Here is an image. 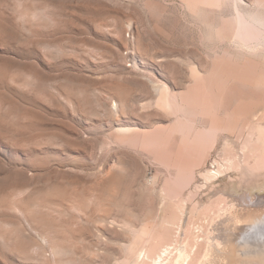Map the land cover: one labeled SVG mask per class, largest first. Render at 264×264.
<instances>
[{
  "label": "rangeland",
  "instance_id": "1",
  "mask_svg": "<svg viewBox=\"0 0 264 264\" xmlns=\"http://www.w3.org/2000/svg\"><path fill=\"white\" fill-rule=\"evenodd\" d=\"M263 13L0 0V264H148L188 234L199 264L221 210L263 209L264 34L239 35Z\"/></svg>",
  "mask_w": 264,
  "mask_h": 264
},
{
  "label": "bare ground",
  "instance_id": "2",
  "mask_svg": "<svg viewBox=\"0 0 264 264\" xmlns=\"http://www.w3.org/2000/svg\"><path fill=\"white\" fill-rule=\"evenodd\" d=\"M239 21H240V27H241L240 31H239L240 32L239 35L250 34V36H251L254 33V31H257L259 36L264 34V28H263L264 22L262 21V18H261V21L260 20L256 21L258 23L247 22L245 20H239ZM255 28L258 30H255ZM241 31L243 32L242 34H241ZM250 36H248V37H250ZM245 38H247V37L245 36ZM251 38L254 39L253 37H251ZM247 40H249V38ZM166 104L168 106V102ZM257 128H258V126H257ZM257 130H260V128H258ZM258 132H259V134H262L261 131H258ZM261 136H258V137H261ZM262 139H264V138H262ZM257 153H255V154H257V156H260L259 152H257ZM255 154H253V156H251V157H253V164H252L253 166L251 165L252 167L250 166L248 168L250 176H254V174H256V173H254V170L262 169L264 166V158L257 157V156L254 157ZM249 155H252V154H249ZM242 160H243L242 162L248 161V159H246V160L242 159ZM233 161H234L233 159L228 160L227 164L229 163L231 165V163H233ZM242 166H246V168H247V165H242ZM221 173H222V170H216L215 172H213V174L209 173L206 176V178L209 180L214 179ZM263 184H264V178L261 179V181L255 187H252V188L257 189L259 187H263L264 186ZM180 209L181 208H179V211H180ZM179 211L177 213L181 214V212H179ZM217 217L219 218V221L214 225L212 224L213 229L211 227L210 230H212L213 234L211 236V232H210L211 237L209 238L207 249L205 250V252H203V255L201 257L202 259L199 260L200 261L199 264H264V240L261 239V236H264V208L263 209H261V208L257 209V207H256V208H250V209H245V208L239 209L237 207V205L233 204V205H230L228 208H224L223 210H221L219 212V214L217 215ZM180 218H182V216ZM99 220H101V219H99ZM178 220H180V219H178ZM113 229L115 230V228H113ZM187 237H189V238L188 239L186 238V239L187 240L190 239L194 244L195 240H193V239H195L197 236L195 237V236H193V234L189 236V234H188ZM182 240L184 241V239H182ZM183 241H181L182 244L184 243ZM191 241L190 242L188 241L187 243H185L183 245L178 244L177 246H175L177 244V242L175 244L171 243V245L174 244L173 246H171V247H173L172 249L169 248L170 245L169 246L168 245L162 246L160 244V246L157 247V250H156L157 252L155 251L156 254H154V256H150V257L148 256V254H149L148 252L151 250H149L147 252L148 254L146 256H148V257L146 260L149 261L148 264H187V261H189L188 259L190 258V255L192 252L191 251V248H192L191 247V244H192ZM196 241H198V240H196ZM193 244H192V246H193ZM140 255H141V252L139 254V257H140ZM138 261H139V259H138ZM135 263H137V262H135ZM144 263H145V261H144Z\"/></svg>",
  "mask_w": 264,
  "mask_h": 264
},
{
  "label": "snow or ice",
  "instance_id": "3",
  "mask_svg": "<svg viewBox=\"0 0 264 264\" xmlns=\"http://www.w3.org/2000/svg\"><path fill=\"white\" fill-rule=\"evenodd\" d=\"M261 239L264 240V236H261Z\"/></svg>",
  "mask_w": 264,
  "mask_h": 264
}]
</instances>
